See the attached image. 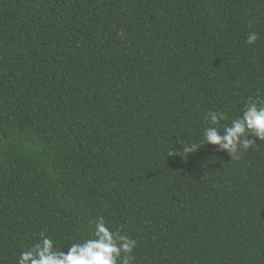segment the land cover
<instances>
[{
	"label": "trees",
	"instance_id": "obj_1",
	"mask_svg": "<svg viewBox=\"0 0 264 264\" xmlns=\"http://www.w3.org/2000/svg\"><path fill=\"white\" fill-rule=\"evenodd\" d=\"M0 264H264V0H0Z\"/></svg>",
	"mask_w": 264,
	"mask_h": 264
}]
</instances>
